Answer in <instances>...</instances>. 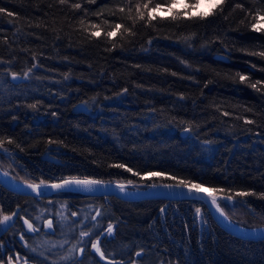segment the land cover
<instances>
[{"label": "trees", "instance_id": "obj_1", "mask_svg": "<svg viewBox=\"0 0 264 264\" xmlns=\"http://www.w3.org/2000/svg\"><path fill=\"white\" fill-rule=\"evenodd\" d=\"M172 1L133 0L129 5L125 0H67L64 4L60 0H0V9H4L0 12V67L12 65L13 72L28 73L30 78V82L9 91L11 76L0 74V168L19 182L34 184L71 178L113 181L132 185L133 189L179 184L180 180L186 184L211 183L230 192L232 200L219 199L229 219L247 228L262 227L264 57L251 53L264 52V33L252 31L251 24L257 10L264 13V0H224L219 9L203 18L187 19L182 15L185 12H180L177 19H173L176 14L161 19L155 12L156 18L148 22L152 7L159 3L167 9ZM187 3L194 5L195 0ZM74 4L81 7L74 8ZM137 4L145 13L143 20L137 15ZM144 4L148 9L143 8ZM116 24L121 25L119 32L108 37L107 32L114 31ZM97 30L104 33L92 36ZM195 36L200 40L196 50L188 44ZM170 39L176 41L175 47L170 45ZM163 42L169 46L159 47ZM183 45L196 53L211 47L216 54L232 51L227 56L233 61L239 59L234 61L239 68L221 66L210 58L212 64L206 63L199 56L190 67L203 71L200 87L196 92L181 88L177 84H182L179 71L183 59L175 52L181 53ZM162 49L169 52L162 53ZM241 75L247 80L241 82ZM257 81L259 91L249 86ZM143 96L152 100L162 97L165 101L155 109H145L139 100ZM180 98H186L188 103ZM78 100L89 105L106 102L105 110L113 113L105 112L106 123H99L73 113ZM123 100L129 105L117 104ZM177 106L189 110L187 137L180 129L169 134L174 138L172 143L166 141V135L162 139L152 135L136 138L133 122L142 124V128L153 122L179 123L177 112L171 116ZM141 108L146 115L136 116ZM154 110L156 115L151 114ZM192 143L204 148L203 157L190 154L188 147ZM117 164L125 167H113ZM128 168L132 171L125 170ZM160 169L173 179L147 181L133 175ZM238 191L254 196H237ZM70 197L89 195L63 192L48 198L55 202L56 210L60 209V222L65 220L61 210ZM100 199L107 210L115 213L128 242L117 245V254L111 247L118 259L124 256L123 251L134 247L148 252L145 257L149 264H264V240H244L227 233L202 201L127 202L113 196ZM43 200L18 195L0 184V219L16 207ZM61 200L64 202L59 203ZM82 227L77 223L78 236L70 246L72 256L53 264H81L83 259L92 262L87 253L82 261H72L78 259L82 230L93 234L91 239L99 235L95 224ZM137 241L141 243L137 245ZM35 251L36 256L47 257ZM68 253L69 250L66 257ZM96 260L93 264H97Z\"/></svg>", "mask_w": 264, "mask_h": 264}, {"label": "rangeland", "instance_id": "obj_2", "mask_svg": "<svg viewBox=\"0 0 264 264\" xmlns=\"http://www.w3.org/2000/svg\"><path fill=\"white\" fill-rule=\"evenodd\" d=\"M132 1L133 0H125V2L126 3L128 2L129 5H132ZM172 3H173V1H172ZM157 4H159V3H157ZM220 4H221L220 0H200V3L198 5H196L195 7H192V4H188L187 0H178V2L175 3V5L172 6L170 9H169V6L166 9V6L160 5L161 7L157 11V16L160 17L161 19H164L165 17L173 16V14H178L180 12L181 13L187 12V13H190V16H186V15L185 16L187 19H190L192 16H199V13H205V14L211 13L212 14L214 12L213 9H215V10L219 9L220 6L219 7H216V6L220 5ZM139 5H141V4H139ZM154 7H152V8H154ZM141 9H142V6H141ZM208 16L209 15H205V17H208ZM175 24H177V23L175 22ZM99 31L101 34L104 33V31H102V30H99ZM191 39L192 40L188 44L192 45L193 47L191 46L189 48L196 50L198 48V46L200 45V40L197 36H195ZM171 40L172 39H170V42H171L170 45L172 47L173 46L175 47L176 45H173V44H176V41H174V40L171 41ZM157 41H159V40H157ZM191 42L193 44H191ZM161 45L162 46H159L161 48H166L169 46L168 43H166V42H163ZM184 47H185V45H183L181 53L175 52L176 54H181V58L183 59V64L181 65L182 70L179 71L180 78H181L180 82H182V84L181 83L177 84V85H180L179 87H181V88H186L189 91H193V92L195 91L196 92V90H198V88L200 87V85H201L200 80L204 78V76H203L204 73H203V71H201V69L199 71H196V69L194 70L193 68L190 67V63H194L195 61H197V58H199V56L204 61H206V63L212 64V62H210V60H208L210 58L213 61H215V60L218 61L221 66H224V64H227V65L233 66L231 68L229 67L230 69H236L237 70V68H239L238 65L234 64V61L238 62L239 59H234V61H233V58L228 57L229 55L227 56V54L232 53V51H227V52H226V50H225V52L219 51L220 54H216L217 52L212 51L213 47H211V50H209V49L207 50L204 48V50H202L200 53H196V52H193L191 49L187 50ZM162 50L165 51L162 53H168L169 52V51L166 52V49H162ZM150 54H152V52H150ZM196 54H198V55H196ZM157 55H159V53ZM217 55L220 56L221 59L228 58L229 61L227 60V62H223V61L217 59V57H216ZM232 62H233V64H232ZM2 66H3L2 68L0 67V74L9 75L12 77L13 73H15L20 78V81L18 83L12 82L11 77L9 78V81L11 83L7 88V89H9V91L15 89L14 86H18L21 83L30 82L29 81L30 78L27 77L28 73L20 74L17 72H13L12 71L13 70L12 65H4L3 64ZM186 77H188V79H190V80H188ZM189 85H190V89H189ZM263 85H264V83H263ZM35 95H38V94H35ZM140 98L141 99H139V100H141L140 102L143 103V106L145 109L150 108L151 106H153L154 108L153 107L152 108L155 109V106L156 107L161 106L164 104V101H165V98H162V97H159L160 101L157 99L152 100L149 96H143ZM180 99L183 100L184 98H180ZM183 101L188 103V100L186 98ZM78 102H79V104H84L87 112H75L74 111L75 106H74L73 107V113L84 114L87 117H90V119H94V121H97L99 123H106L107 117L104 116L105 112L106 113L110 112V111H108V109L105 110V108H104V105L107 104L106 102H99L98 104H95V105H89L88 102L82 101V100H78ZM112 102L114 104L115 100H113ZM117 104L119 106H122V107L129 105V103L127 101H124V100L121 102L117 101ZM192 107H194V106H192ZM137 108H139V107H137ZM141 109L142 110L135 112L136 116H145L146 115V114H144L145 109H143V108H141ZM188 111L189 110L184 108V107L183 108L180 106L176 107V110L173 111L174 114L171 115L172 117H174L175 112H177L176 117H177L179 123H177L175 125H171L172 121L170 123H167L166 121L164 123L158 122L159 123L158 125H157V123L153 122L151 126H146V127L142 128V124L137 123V122H133L131 127H135L137 129L136 131L139 133V134L135 133L137 139H139L142 135H143V137L146 135H152V136H155L159 139H162L166 135V141L171 142V141H174V138H173V136L170 138L169 134L173 135V132L177 133L176 131H179L180 129H181V132H186V134L183 137H187V135H189L190 128L185 127L186 126V120H187L186 116L189 115ZM110 113H113V112H110ZM195 113L197 114V112H195ZM151 114L156 115L157 114L156 110L151 112ZM140 119H145V118L141 117ZM180 119L184 120V122H180ZM148 120H149V118H146V121H148ZM173 128H177V129H173ZM220 140H222V139H220ZM138 141H136V142H138ZM219 142H216V143H219ZM254 142H256V141H254ZM178 143H180V142L178 141ZM248 145H251V144H248ZM193 146H196V148L192 149ZM253 146H255V148H257V145H253ZM188 149H189L188 151L190 152L191 155H193V157H194V155H196L197 157H201V156L203 157L204 156V155H202L204 148L201 147L200 145H198V143H196V144L192 143L191 147H188ZM192 153H194V154H192ZM169 162H171V161H169ZM125 170H127V169H125ZM150 173H153V172H147V174H145V175H135V177H137L138 179L147 180V181L158 180V179H167V178L173 179V177H171L168 174H165L161 169L158 170L157 172H155V173H159V175L152 176V175H150ZM196 184H200L201 187L207 188L208 190L213 191L214 193H217L219 195H224V196L230 195L229 194L230 192L228 190H226L225 188H223V186L222 187L219 185L215 186L211 183L208 185L205 183H196ZM128 188H129V190H136V189L132 188V185H131V188L130 187H128ZM137 189H140V188H137ZM217 190H223V191H217ZM238 192H241V191H238ZM249 197H252V195H249ZM100 198H101V196H99V195H89V198H86V197H84V198H71L70 197L69 199H66V201H65L66 204H64L65 208H63L61 210V214L65 218V220L62 222H60L59 219L57 220V217H58L57 213H58V211H60V209L56 210L57 207L55 206V204H53L55 202H52L49 199H47L48 201H46V199L43 200L42 203H40V202L37 204L31 203V204L27 205L25 207V209H23L20 212V214L18 215L17 221L12 225L13 229H12L11 234H12L13 242L15 243V245L19 251H24L26 254H29L30 256H32L34 261L40 260V259L41 260L42 259H48V257L42 256V255H40V256L37 255V257L34 258V256H36L35 255L36 251L28 244L27 238L28 237L35 238V239H37V240H35L36 247L40 252H42L43 254H46V255L54 256V258L58 261H59V259H63V261H64V258H66V255H64L65 249L68 247V250H69L67 257L72 254L71 249H70V246L68 245L67 241H65L64 239L61 241H58V240H56L57 237H61V236L66 235L69 238H74L76 235L77 223H79L80 228H84V227H82L83 225H85V227L86 226L89 227V225L95 224L96 227L98 228V233H99L98 237L91 239V236H93V234H90V233H89V236L83 237L81 239L82 242H81V246L79 247V249L83 247L84 252L81 253L78 250L77 255H76V258L81 260L79 258L80 255L82 254V256L83 255L85 256L87 253V255L91 256L92 262L88 263V261L86 259L85 260L83 259L81 264H93V260H96V258H98L101 263H107V260H101L99 255L91 247V244L97 239L100 240L101 248L105 252L107 259L115 260L118 262V264H149L148 259H146V257H145L146 253H148V252L145 249H139L138 250L134 247H130L129 249L123 251L124 256L121 257V259H118L115 257L114 250L116 253L117 252V248H116L117 245L119 243H123V246H125L126 245L125 243H128V242L127 241L125 242V240H124V238H126V237H124L122 232H121V226H120V223L117 222V219L115 217V213H113V211H111V210L110 211L107 210L106 209L107 207H104V203H103L102 199H100ZM63 202H64V200H61L59 203H63ZM96 212H100L101 214L99 216H96ZM72 213H76V215L74 216V215H72ZM226 216H227V214H226ZM45 218H47L46 220H52V222H53L52 227L49 228L47 226V221H46V223L44 224V228L42 230H40V233H39V229L34 224H37L39 226L42 225ZM25 220H28V222L33 225V229H35V230H29L27 224L24 223ZM82 222H83V225H82ZM109 224L113 225L112 234H108V232H107V227ZM47 230H51L52 232L47 233L46 232ZM42 231H44L46 233L43 235ZM31 232H33V236L30 234ZM24 235H25V237H24ZM63 238H66V237H63ZM119 238H121L122 242H121V240H118ZM89 239H91V240L89 241ZM161 240H163V239H161ZM84 242L89 243V245L88 244L84 245ZM149 242L152 243L153 240H149ZM140 243H141V241H137V245ZM161 243H163L162 245L164 247V240L161 241ZM161 243H160V245H161ZM111 247H114V250H112ZM137 252L141 253V255L137 256L136 255ZM24 262H29V261H27L24 258ZM31 262L34 263L33 261H31ZM100 262L98 263L96 260L97 264H100ZM32 263H30V264H32Z\"/></svg>", "mask_w": 264, "mask_h": 264}, {"label": "water", "instance_id": "obj_3", "mask_svg": "<svg viewBox=\"0 0 264 264\" xmlns=\"http://www.w3.org/2000/svg\"><path fill=\"white\" fill-rule=\"evenodd\" d=\"M17 79H13L11 77L12 82L18 83L20 78L18 75ZM75 112H87L84 104H77L74 108ZM71 179H91L98 180L92 178H71ZM69 180V179H65ZM65 180H59L56 182H51L47 184H43L40 187L39 193L34 192L27 185L28 183L19 182L13 179L9 175H5V172L0 168V184L6 188L7 190L16 193L18 195H22L24 197H32V198H42L47 199L54 196L57 193L63 192H73V193H82L84 195H99V196H113L120 200L127 202H141V201H150V200H179V199H196L202 201L209 211L212 218L215 222L227 233L250 241H261L264 240V226L256 227V228H247L240 226L234 223L227 216H222L220 212L217 210L216 206L212 203V197L215 196L217 199V203L219 204V199L227 200L226 196L219 195L214 193L213 191L208 190L207 188L201 187L199 191L190 190L188 187H182L177 183H162V184H154L148 186L144 189H136L129 190L128 187L131 188V185L118 183L113 181H103L104 183L101 185L92 186L90 189L85 188L83 186L70 185L65 186L63 188H52V184H62ZM102 181V180H100ZM119 184L125 185V190L121 191L118 187ZM11 219L3 223L6 228H9L17 218V212L10 216Z\"/></svg>", "mask_w": 264, "mask_h": 264}, {"label": "snow or ice", "instance_id": "obj_4", "mask_svg": "<svg viewBox=\"0 0 264 264\" xmlns=\"http://www.w3.org/2000/svg\"><path fill=\"white\" fill-rule=\"evenodd\" d=\"M67 0H60V3L61 4H64L66 3ZM94 2V0H93ZM178 0H173V3L172 5L169 6V9L175 5V3H177ZM200 3V0H195V4L192 5V7H195L196 5H198ZM220 3L223 4L224 3V0H220ZM220 5H217L216 7H219ZM72 7L74 8H77L79 9L81 7L80 4H74L72 5ZM136 12H137V15L139 17L140 20H143L144 17H145V13L143 11H141V5L137 4L136 6ZM160 5L157 4L154 8H152L149 13H148V22L150 23L151 20L155 19L156 17L153 15V13L157 12L159 9H160ZM237 7H240V5H237ZM143 8L144 9H148V4H144L143 5ZM121 12L124 11V8H120L119 9ZM4 9H0V12H3ZM213 11H215V9H213ZM9 15H11V13H8ZM182 15H186V16H190V13H183ZM205 15H211V13H208V14H205V13H199V16L201 18L205 17ZM179 18V14H176L173 16V19H177ZM252 20H253V23L251 24V29L252 31L254 32H258V33H264V13H262L261 11L257 10L256 14L252 17ZM94 28H96L97 26L96 25H93ZM121 28V25L120 24H116L115 25V30L114 31H109L107 32V36L108 37H113L116 35L117 32H119ZM100 31L97 30V31H94L91 33L92 36H96L98 37L100 35ZM253 55H260L261 57H264V52H261V53H251ZM12 78L13 79H17V76L15 73H13L12 75ZM240 81L243 82L245 80H247V77L246 76H243L241 75L239 77ZM260 83L259 81H257V83H254V84H250L249 86L251 88H254L256 89L257 91H259L260 89L257 88V84ZM31 107H35V105H32ZM225 115H227V113H225ZM246 123H252V121H246ZM9 143H11V141H8ZM51 142V141H50ZM3 147V142H0V148ZM113 167H118V168H124L125 166L123 164H117V165H113ZM127 171L131 172L132 169L131 168H128ZM5 175H7V173H5ZM134 175H139V173H134ZM150 175L152 176H155V175H159V173H150ZM104 182L103 181H100V180H91V179H84V180H80V179H69V180H65L62 184H52L51 187L52 188H56V189H59V188H63L65 186H70V185H77V186H83L85 188H91L92 186H95V185H101L103 184ZM129 183H131V181H129ZM44 184V181H40L39 184H34V183H28V187L31 188L34 192H37L39 193V190H40V187L41 185ZM179 184L180 186L182 187H188L190 190H197L199 191L201 189V185L200 184H186L183 180H180L179 181ZM118 187L120 188L121 191H124L125 190V185L123 184H119ZM217 191H223V190H217ZM237 196H249V195H253V193H249V192H237L236 193ZM264 198V197H262ZM227 200H232V196L229 195L226 197ZM212 203L216 206L217 210L220 212V214L222 216H225V218L227 219L226 217V214L224 213L223 211V208L221 207L220 204L217 203V199L215 196L212 197ZM163 211V209L161 210ZM199 209H197V213H199ZM101 213L100 212H96V216H99ZM72 215H76V213H72ZM95 218V217H94ZM11 217L10 216H3V219H0V224H3L5 223L6 221L10 220ZM25 224H27L29 230H35L33 229V225L31 223L28 222V220H25L24 221ZM52 220H48L47 221V226L49 228L52 227ZM107 232L108 234H112L113 232V225L109 224L108 227H107ZM80 235L82 237H87L89 236V233L86 232V231H82L80 233ZM91 247L92 249L95 250V252L99 255L100 259L101 260H107V264H118L117 261L115 260H111V259H107L106 255H105V252L102 250L101 248V244H100V240L97 239L95 240L92 244H91ZM79 251L81 253L84 252V248H80ZM137 256H140L141 253L137 252L136 253Z\"/></svg>", "mask_w": 264, "mask_h": 264}, {"label": "flooded vegetation", "instance_id": "obj_5", "mask_svg": "<svg viewBox=\"0 0 264 264\" xmlns=\"http://www.w3.org/2000/svg\"><path fill=\"white\" fill-rule=\"evenodd\" d=\"M26 206H24V207L23 206L16 207L15 209H13L14 211L11 214L6 215V216H11L15 212H17V218H18V215L20 214V212L23 209H25ZM17 218H16V221H17ZM47 218L44 219L43 224L40 225V226L37 225V224H34L39 229V233H40V230H42L44 228V224L46 223V221H48V220H46ZM1 219H3V217ZM12 225L9 228L5 229V226L3 224H0V264H30V263H32L31 261L34 262L32 264H53V262L56 260L54 258V256L47 255L48 259H42V260L40 259V260L34 261L32 256H30L29 254H26L24 251H19L18 248L16 247L15 243L13 242V239H12V234H11L12 233V229H13ZM46 232L48 233V232H52V231L51 230H47ZM46 232L42 231V234L44 235ZM30 234L33 236V232H31ZM77 236H78V232L76 230V235H75L74 238H69L66 235H64V236H61V237H57L56 240L61 241V240L64 239L65 241L68 242L69 246H73V243H75V239H76ZM24 237H25V235H24ZM63 237H66V238H63ZM35 240H37V239L32 238V237H28L27 238L28 244L34 250L37 249ZM8 244H10L11 247ZM67 251H68V247L65 249V252H64L65 254L64 255L67 254ZM35 257H37V256H34V258ZM68 257H70V256H68ZM68 257H66V258H68ZM83 257H84V255L82 256V254H81L80 257H79L81 260L72 259V261L80 262V261H82ZM24 258L27 261H29V262H24ZM66 258H64V259H66Z\"/></svg>", "mask_w": 264, "mask_h": 264}, {"label": "bare ground", "instance_id": "obj_6", "mask_svg": "<svg viewBox=\"0 0 264 264\" xmlns=\"http://www.w3.org/2000/svg\"><path fill=\"white\" fill-rule=\"evenodd\" d=\"M16 180V179H15ZM55 182V181H54ZM227 197V196H226Z\"/></svg>", "mask_w": 264, "mask_h": 264}]
</instances>
